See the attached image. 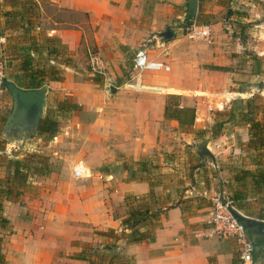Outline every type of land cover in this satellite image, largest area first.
Returning <instances> with one entry per match:
<instances>
[{
    "label": "crops",
    "instance_id": "0c3cea01",
    "mask_svg": "<svg viewBox=\"0 0 264 264\" xmlns=\"http://www.w3.org/2000/svg\"><path fill=\"white\" fill-rule=\"evenodd\" d=\"M36 1L41 14L40 35L59 39L74 59L73 66H62L63 80L46 84L47 100H69L81 109L73 111L57 136L44 144L45 148L48 145L53 171L34 179L33 187L20 200L6 202L9 225L3 231V252L7 264H88L72 255L85 244L101 243L97 231L121 229L126 197L151 190L149 182L130 180L128 171L115 167L123 158L138 162L157 152L172 154L185 144L196 143L195 131L210 123L199 117L198 107L205 99L195 96L201 89L212 93L227 89L238 79L237 71L229 72L225 67L235 62L234 54L253 48L258 60L264 58V0L248 3L255 15L248 32L255 40L243 37L239 42L226 31L233 25L223 18L229 7L225 0H200L199 12L213 17L206 24L212 31L210 42L193 39V25L184 28L188 0ZM166 28L175 33L169 43L158 38ZM140 49L169 69L134 70ZM92 53L104 57L105 75L89 72ZM112 85L117 89L115 94L108 91ZM9 94L10 98L6 89L2 95L7 101L11 99L13 106ZM168 95L181 96L180 107L195 110L193 125L165 116ZM245 129L243 140L247 142ZM28 145L8 144L7 153L14 148L25 150ZM78 165L87 170L82 178L73 173ZM155 190L166 213L153 241L127 247L135 264L238 263L236 240L214 235L211 216L206 214L212 207L202 198L213 199V190L193 188L182 197L177 186L167 182L166 187ZM169 192L172 196L167 201ZM200 201L203 204H197ZM259 259L255 264H264Z\"/></svg>",
    "mask_w": 264,
    "mask_h": 264
},
{
    "label": "trees",
    "instance_id": "16d2710c",
    "mask_svg": "<svg viewBox=\"0 0 264 264\" xmlns=\"http://www.w3.org/2000/svg\"><path fill=\"white\" fill-rule=\"evenodd\" d=\"M40 18L36 0H0V51L6 60V78L25 90L40 89L50 81L63 80L62 66L74 64L73 57L59 39L40 35ZM212 18L202 11L196 16L188 14L184 28H190L194 24H209ZM2 38L6 43L1 42ZM180 100L179 95H168L165 116L178 120L181 124L193 125L195 110L181 108ZM80 109L81 106L77 103L59 101L56 107L47 109L37 136L44 143L51 141L57 136L62 122L69 120L72 112ZM226 117L225 123L243 125L249 131V139L243 146L249 152L253 168H242L235 180L242 186L249 182L254 193L260 196L264 192V100L258 96L235 100ZM7 144L8 141L0 131V264H7L3 252V231L9 225V219L5 215L6 202L19 200L33 187L34 179L48 176L53 171L51 156L40 151L25 153L24 150L17 149L13 153H7ZM163 153L165 152L156 154ZM153 156L138 162L123 158L121 165L115 167L128 171L130 180L149 182L151 190L145 195H128L127 211L122 219L121 229L97 231V235L105 237L106 241L98 245H83L79 252L72 255L73 258L87 261L88 264H135V258L126 252L127 247L155 239L161 216L166 213L155 188L166 187V181L160 178L164 175V166L169 164L164 161V164L158 165L156 160L159 159H152ZM159 169H163L162 174ZM176 192L179 194V189ZM240 194L242 193L236 194L237 199L242 198ZM171 196L170 192L167 193L166 200H171ZM170 207L166 206L167 209ZM260 216L264 218V213ZM237 262L240 264V261Z\"/></svg>",
    "mask_w": 264,
    "mask_h": 264
},
{
    "label": "rangeland",
    "instance_id": "374dc122",
    "mask_svg": "<svg viewBox=\"0 0 264 264\" xmlns=\"http://www.w3.org/2000/svg\"><path fill=\"white\" fill-rule=\"evenodd\" d=\"M225 2L229 4V7L223 18H228L230 20L229 23L233 25L230 30H226L230 32V37H233L234 40H238V42L243 37L251 38L254 41L255 36L252 37V33L248 32V29L251 30L253 24L251 22L252 19H255V15L250 10L251 5L249 4L248 6L251 0H245L243 4L240 0L239 2L237 0H225ZM261 17L263 18L264 16ZM244 32L247 33L246 36H244ZM261 39L264 40V38ZM234 57H236L235 62L225 67L229 72L237 71L239 74L237 76L238 79L234 80L232 85L230 82L227 89L225 88L213 93L201 89L200 93L195 96L198 97L196 99H205L201 102V107H198L200 109L199 117L203 119L206 117L210 126L195 131L196 143L193 145L185 144L183 149H178L176 152L172 154L168 153L167 155H165V153L162 155L156 154L152 159H159L158 161L156 160L158 165L164 164L163 162L166 161L165 163L171 166L165 167L162 165L164 166L165 172L160 179H164L169 186H177L179 193H182V197L189 194L187 192L185 193V191L193 190V188L198 190H213L215 193L214 196L220 197L224 203H230V205L242 215L257 220H264V218L260 216L264 213V192L260 196H257L249 182L246 186H242L235 180L237 173L242 168H253L249 158V152H247L243 146V144L246 143L243 140L247 134V129H245L246 126L225 123L227 119L226 115L231 109V103L236 99H248L253 96H258L264 100V91L252 87H248L246 90L243 89L244 83L254 81L256 76H260V80L256 82L260 83V81H264V58L258 60L257 51L253 48H247V50L243 51L241 54H234ZM89 61L90 60H88V69L90 73H93ZM134 70L136 69L134 68ZM136 71L138 72V70ZM7 95L8 98L11 97L8 90ZM227 97L230 98V100L225 110H218L216 104L220 101H225L224 99ZM59 101L61 100L53 97L48 102L47 109L56 107ZM181 102L182 98L180 100V103ZM12 107L11 99L7 101L5 100V96L2 95L0 97V131L2 137L6 141L8 140L4 137V127L8 116L12 112ZM210 107H213V109L211 110ZM199 123L202 124V120H199ZM199 132H201V134H199ZM37 139H39V137L35 136L30 142L26 143L30 145L27 146L24 152L31 153L40 151L50 156L49 149L47 148L48 145H46L45 148L44 144L46 143H44V141L38 142ZM204 141H208V144L204 149H201V145ZM209 142H211L210 148L208 147ZM8 144L6 152H8ZM14 147L17 146L14 145ZM16 149L17 148H14L9 153H13ZM225 149L228 150L224 151ZM206 151L209 152L207 156L204 155ZM161 170L159 169L160 173ZM157 175L158 174H156V176ZM239 192L242 193L240 194L242 198L237 199L236 194ZM197 198H200V196H197ZM202 199L207 202L206 206L210 208L213 206L211 198L204 197ZM208 202H210V204ZM197 204H203V201ZM191 210L192 208L190 207L189 211ZM210 211L211 210H208L206 214L209 215L211 213ZM210 225L212 224L210 223ZM101 241L105 242L106 238L101 237ZM259 250L260 248H258L256 253ZM256 253L253 255V261H255L254 258Z\"/></svg>",
    "mask_w": 264,
    "mask_h": 264
},
{
    "label": "water",
    "instance_id": "95a60500",
    "mask_svg": "<svg viewBox=\"0 0 264 264\" xmlns=\"http://www.w3.org/2000/svg\"><path fill=\"white\" fill-rule=\"evenodd\" d=\"M200 8V0H188V14L198 15ZM158 38L163 43H169L175 39V33L170 28H166L159 33ZM260 80V76H256L254 81L244 83L243 89L246 90L248 87L259 89L264 91V81L256 82ZM3 86L13 96V109L4 127V137L13 145L23 147L26 143L30 142L38 134L39 126L42 119L46 115L48 107V86L45 85L40 89L36 90H25L15 82L9 79L3 80ZM109 93L115 94L117 89L112 85L108 89ZM244 92V91H243ZM238 98L236 100H240ZM208 144V141H204L201 145V149H204ZM209 152H205L204 155H208ZM231 213L238 220L239 223L243 224L247 232L251 235V240L254 243L253 234L259 233L264 235V220H257L242 215L239 211L230 208ZM249 235V236H250ZM255 246V243H254ZM259 247L255 246L257 251ZM256 262L253 261L252 264Z\"/></svg>",
    "mask_w": 264,
    "mask_h": 264
},
{
    "label": "built area",
    "instance_id": "2783aa9c",
    "mask_svg": "<svg viewBox=\"0 0 264 264\" xmlns=\"http://www.w3.org/2000/svg\"><path fill=\"white\" fill-rule=\"evenodd\" d=\"M191 36L196 41L210 42L212 39V31L208 25L194 24L190 30ZM90 66L94 74L105 75L107 64L104 57L100 53H92L90 56ZM6 60L0 54V96L6 90L3 86V80L6 78L5 74ZM134 68L139 72L143 71H157L161 69L168 70L169 67L163 63L156 62L149 57L145 49L137 51L134 58ZM112 83L111 81H108ZM232 98V97H231ZM216 104L218 110H225L230 98L224 99ZM212 110L213 107H210ZM76 178H82L86 175L87 170L78 165L73 170ZM213 206L210 213V223L213 225V234L219 238H233L236 240L239 247V261L240 264H252L255 246L252 242L249 233L244 225L239 223L238 220L231 213L230 203H224L220 197L214 196Z\"/></svg>",
    "mask_w": 264,
    "mask_h": 264
},
{
    "label": "flooded vegetation",
    "instance_id": "af4514ba",
    "mask_svg": "<svg viewBox=\"0 0 264 264\" xmlns=\"http://www.w3.org/2000/svg\"><path fill=\"white\" fill-rule=\"evenodd\" d=\"M253 239H254L255 246L256 247L258 246L260 248V250L257 253L255 250L254 253H256V254H255L254 259L260 258V259L264 260V235H261V234L255 232L253 234Z\"/></svg>",
    "mask_w": 264,
    "mask_h": 264
}]
</instances>
